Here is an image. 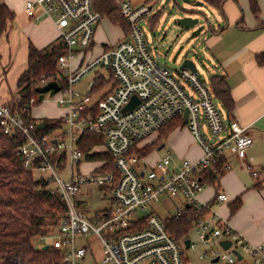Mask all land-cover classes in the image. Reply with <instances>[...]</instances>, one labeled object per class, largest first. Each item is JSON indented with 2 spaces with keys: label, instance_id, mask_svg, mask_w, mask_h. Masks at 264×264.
Instances as JSON below:
<instances>
[{
  "label": "built area",
  "instance_id": "obj_1",
  "mask_svg": "<svg viewBox=\"0 0 264 264\" xmlns=\"http://www.w3.org/2000/svg\"><path fill=\"white\" fill-rule=\"evenodd\" d=\"M114 5L128 25V35L86 60L95 27L102 19L93 0L25 3L28 18L53 20L58 42L64 48L56 60V74L42 76L33 83L43 87L55 81L60 87L56 101L65 108V114L52 130L42 134L45 123L41 127V121L23 117L0 94L2 132L16 139L15 151L23 168L37 172V179L46 183L49 194L60 197L66 210L47 226L46 233L32 239L33 246L43 249L47 245L60 254V261L50 264H82L93 254L92 242H99L102 248L97 264H185L186 251L197 243L205 248L199 259L264 264V241L246 242L215 209L228 200L225 193L218 191L211 202L199 200L206 176L219 178L231 168L230 157L257 176L245 160L246 149L252 143L248 129L222 114L208 83L197 71H171L152 55L141 27V21L150 17L151 6L131 0H114ZM100 68L109 71L105 84L96 87L98 74L88 82L85 93L74 89L85 74L98 73ZM132 97L137 103L124 110ZM34 102L31 97L29 103ZM176 117L184 121L199 146L200 158L176 163L172 153L166 151L146 164L137 146ZM85 132L101 140L112 169H105L106 160L104 165L80 172L79 164L89 161L88 156L96 153L99 145L83 151L79 142ZM85 183L110 185L113 207L88 214V203L76 197ZM160 198L175 205L172 216L162 219L149 209ZM180 217L191 225L177 240L168 233L166 220ZM191 229L196 231L197 240L189 237ZM185 239H189L187 249ZM225 240L229 242L227 248L221 244Z\"/></svg>",
  "mask_w": 264,
  "mask_h": 264
},
{
  "label": "crops",
  "instance_id": "obj_2",
  "mask_svg": "<svg viewBox=\"0 0 264 264\" xmlns=\"http://www.w3.org/2000/svg\"><path fill=\"white\" fill-rule=\"evenodd\" d=\"M26 1L0 0V3L5 4L14 13V19L8 23L6 30L0 36V94L6 101L17 91V79L27 64L28 46L31 44L36 49H43L56 42L58 38V28L51 18H42L40 21L28 18L25 12ZM257 4L259 19L253 16L248 0H226L223 4L224 15L214 9L216 18L214 17L215 19L211 23V31L206 34L203 46L207 48L214 64L215 72L212 75L226 76L234 102V110L228 115L240 126L248 129L252 143L246 149L245 160L258 174L256 177L252 176L239 164L236 158L230 157L231 168L223 172L215 184H206L199 195V200L207 203L215 198L218 191L225 193L228 200L217 205L215 209L221 219L227 221L234 231L251 244H259L264 241V66L256 62V56L264 52V28H259V22L264 23V0H257ZM105 18L108 20V24L117 30L118 34L113 38L110 36V39L106 36L110 43H106L108 40L105 39V41L100 37L96 40L100 32L99 22L95 27L93 45L89 52L90 57L100 54L126 37L120 26L114 25L107 17ZM108 24L105 22V27L109 28ZM102 37L104 38V36ZM99 79L105 81L104 84L106 83L101 73ZM216 102L220 105L217 100ZM64 114L65 109L62 108L58 109L56 113L54 110L47 109L37 115L30 114V117L43 121L62 118ZM159 133L160 131L157 132L158 136ZM181 134H184L193 144L185 143ZM158 136L152 141L156 140ZM144 140L137 146L139 151L152 143L151 141L141 146L140 144ZM161 144L162 148L168 144L165 152L170 151L176 163L185 159L196 161L197 156H193L192 147L197 149L199 154L201 153L199 146L183 124L176 126ZM157 147L149 154L144 155L145 163L148 156L157 150ZM95 150H97L96 153L105 154L101 144ZM95 161V165H100V163L104 165L106 159H95ZM258 182L260 187H254ZM206 191L208 193L204 195ZM237 198L240 199V205L231 213V205ZM91 255L94 256V253ZM98 259L93 257V264H97ZM187 261L188 258L186 263Z\"/></svg>",
  "mask_w": 264,
  "mask_h": 264
},
{
  "label": "trees",
  "instance_id": "obj_3",
  "mask_svg": "<svg viewBox=\"0 0 264 264\" xmlns=\"http://www.w3.org/2000/svg\"><path fill=\"white\" fill-rule=\"evenodd\" d=\"M150 0H144V3ZM222 15L223 4L226 0H199ZM250 10L256 19H259V6L257 0H248ZM95 10L103 17H107L111 23L120 26L125 35L129 28L125 20L114 5V0H93ZM161 17V11H155L147 20L155 24ZM14 19V13L3 3H0V36L6 30L8 23ZM152 26V25H151ZM259 28H264V23L259 22ZM216 31V30H215ZM214 31V32H215ZM64 52L63 46L58 42L51 43L43 49L28 46L27 64L16 82L17 91L7 100V104L22 115L30 119L32 105H37L42 87L34 85V81L42 76L52 77L56 74V60ZM256 62L264 66V52L256 56ZM105 81L96 79L99 88ZM208 85L226 114L234 110V102L231 98L230 88L225 75H212ZM31 97L34 103H29ZM42 134L56 127L62 118L43 120ZM184 121L179 117L172 119L159 131L158 138L140 150L142 156L149 154L159 146L167 135ZM16 139H9L0 128V264H50L60 261V254L52 249H36L32 239L39 234L46 233L47 226L65 213L64 203L57 195L49 194L46 183L34 178L33 172L23 168L15 151ZM101 144V140L90 132H85L79 142L83 151H88L94 145ZM89 160L106 159V170L112 169V163L105 153H92ZM218 178L206 176L207 184H215ZM254 187H260L256 183ZM240 205V199L231 205L233 213ZM190 208H187L189 210ZM191 223L186 218H170L166 220V229L174 239L187 234Z\"/></svg>",
  "mask_w": 264,
  "mask_h": 264
},
{
  "label": "rangeland",
  "instance_id": "obj_4",
  "mask_svg": "<svg viewBox=\"0 0 264 264\" xmlns=\"http://www.w3.org/2000/svg\"><path fill=\"white\" fill-rule=\"evenodd\" d=\"M131 1L138 4L144 3L143 0H131ZM146 4L148 6H151L150 16L157 10L161 11V17L154 25L148 23L145 20L141 21V27L145 33L147 42L149 44V49L152 55H154L155 57L158 56L159 61L162 64H164L167 68H169L171 71L178 69V67L182 62V58L184 56H186V58L188 59L193 58L196 64L197 73L200 75L201 79L204 82L208 83V79L212 74H214L215 69H214V64L208 54L207 48L203 46L204 44H202L205 37L201 35L199 37L188 40V36L190 34L189 31H185L184 29H181L175 23V19L178 16H184L186 13H190V11L194 10L195 8H193L188 4H185L181 0H150ZM197 9L203 11L204 14L209 18L211 23L216 18L214 9L207 5L198 7ZM105 22L108 24V20L104 17L100 21V32H99V36L96 37V40L99 39L100 37V39H104V40L107 39L108 41L106 43H110L109 40L110 36H112L113 38L118 34V32L115 28H113L109 24H108L109 28H107V26L105 27L104 25ZM102 36H104V38ZM106 36H108L109 39ZM201 45L203 46L204 51L201 48L202 47ZM181 46H182V50L178 55L176 62L173 63L172 58ZM90 58L91 57L89 56L88 53L86 60ZM100 73L104 76L105 80L109 79V71H107L105 68H100L98 70V73L92 71L85 74L80 80V82L74 85V89L81 93H85L87 91V83L91 82ZM103 88L107 89L108 87L104 86ZM58 97L59 94L57 93L55 94L46 93L44 99L41 100L39 104L31 106L30 114L32 116L37 115L40 112L47 111V109L51 111L54 110L55 113L58 111V109L62 108L64 110L65 108L60 106L56 101ZM216 105L217 108L222 112V114L225 115V112L222 109V107L218 103ZM34 120L41 121V119H34ZM203 130L204 132L207 133V137L210 138V135L207 132V128L205 124H203ZM157 136H158L157 133L152 134L151 136L147 137L140 145L143 146L150 143ZM181 136L182 139L186 141L185 143H188L189 145L193 144L191 141L187 139V137L184 134H181ZM167 148H168V144H166L165 148H162L160 151L154 150L148 156L146 164H150L153 161H156L158 158H160ZM191 152L193 156L194 155L197 156L196 160L200 158L201 153L199 154L197 149H195L194 147L191 148ZM187 158L189 159V157ZM95 164H96L95 160L84 161L81 164H79V170L82 173H86L89 170H91L93 167H95L94 166ZM145 168L147 170L149 169L147 167ZM33 176L34 178H37L38 176L37 172H33ZM207 193L208 191H206L204 195ZM76 197L82 203H88L89 206L87 209V213L90 215H94L100 210L109 209L113 207L112 190H111V186L108 184L98 185L94 183H85L81 185L80 190L77 193ZM149 209L152 210L154 214L164 219L174 214L175 205L164 198H160L158 202L152 203L149 206ZM189 237L192 240H197V233L194 229L189 230ZM92 250L94 256L90 255L88 260H86L82 264H93L94 263L93 257H95L96 259L99 258L98 262L100 261L102 255L101 244L99 242H92ZM204 250L205 248L201 243H197L194 249L187 250L186 255L188 261L186 264H224L223 261L211 262L209 257H206L204 259H199V255L202 254Z\"/></svg>",
  "mask_w": 264,
  "mask_h": 264
},
{
  "label": "water",
  "instance_id": "obj_5",
  "mask_svg": "<svg viewBox=\"0 0 264 264\" xmlns=\"http://www.w3.org/2000/svg\"><path fill=\"white\" fill-rule=\"evenodd\" d=\"M181 1L184 2L185 4L192 6L195 9L191 10L190 13H186L184 16H178L175 19L176 25L178 27H180L181 29H184L185 31H189L190 34L188 36V40H191L192 38L199 37L201 35L203 37H205L206 34L211 31L212 26H211V22H210L209 18L204 14V12L197 9L198 7L203 6V2L199 1V0H195V1L181 0ZM202 44H204V41L202 42ZM201 48L203 49V46ZM181 50H182V46L178 49V51L173 56V58H172L173 63L176 62L177 57L180 54ZM203 51H204V49H203ZM178 68L179 69L189 68L192 71H196V64H195L193 58L188 59V58H186V56H184L182 58V62L180 64V66ZM59 89H60V87L57 84V82H55V81H52V82L45 84L42 87V93L39 96V101H41L43 99V97L46 93L55 94L59 91ZM136 103H137L136 97H132L130 103L125 107L124 110L132 109ZM186 116H187V110H185V112H184V119H186ZM39 125L41 127H43L44 121H41ZM162 147H163V145L161 144L160 146L157 147V150H160ZM183 243H184L185 248L187 249L188 245H189V239H185ZM221 244L223 245L224 248H227L229 246V242L226 240L222 241ZM47 248H48L47 245H45L43 247L44 250ZM212 261L216 262L217 260L214 259Z\"/></svg>",
  "mask_w": 264,
  "mask_h": 264
}]
</instances>
